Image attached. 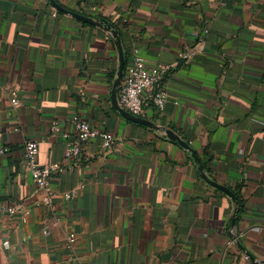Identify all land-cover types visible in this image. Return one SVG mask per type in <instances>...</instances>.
Here are the masks:
<instances>
[{
    "label": "crops",
    "instance_id": "1",
    "mask_svg": "<svg viewBox=\"0 0 264 264\" xmlns=\"http://www.w3.org/2000/svg\"><path fill=\"white\" fill-rule=\"evenodd\" d=\"M51 1L117 28L125 66L133 47L169 66L164 110L146 105L139 116L160 130L111 106L113 36ZM188 49L195 56L184 64ZM72 112L111 133L113 151L104 155L96 138L79 164H65ZM54 122L63 135L51 134ZM162 129L194 149L237 205ZM27 140L40 165L59 164L50 206H35L42 192L23 166ZM0 146L9 149L0 156V264H261L264 0H0Z\"/></svg>",
    "mask_w": 264,
    "mask_h": 264
},
{
    "label": "built area",
    "instance_id": "2",
    "mask_svg": "<svg viewBox=\"0 0 264 264\" xmlns=\"http://www.w3.org/2000/svg\"><path fill=\"white\" fill-rule=\"evenodd\" d=\"M204 33H207V30H204ZM194 56L195 52L188 49L181 53L180 58L186 64ZM169 69V66L147 61L140 55L137 47H133L130 62L124 68L117 93L119 106L135 117L143 114L146 105L155 109L157 113H161L168 102L167 92L162 81L163 76ZM10 92V103L13 106L18 105L17 92L15 90ZM67 119L72 125L74 134L65 143L63 153L65 164H71L72 166L79 164L84 158L85 147L96 138L100 141L99 146L104 155L113 151L117 139L111 133L92 127L76 112L70 113ZM50 131L52 135H63V130L57 122L51 125ZM23 148V166L30 173L34 185L42 192V197L35 206H50L53 194L50 181L59 169V164L40 165L37 162L38 143L34 140L25 141ZM8 152V147L0 146V156L7 155ZM66 198H70V194L66 195ZM43 233L47 234L46 227L43 229ZM74 240V234H69L68 247H71Z\"/></svg>",
    "mask_w": 264,
    "mask_h": 264
},
{
    "label": "water",
    "instance_id": "3",
    "mask_svg": "<svg viewBox=\"0 0 264 264\" xmlns=\"http://www.w3.org/2000/svg\"><path fill=\"white\" fill-rule=\"evenodd\" d=\"M51 3L57 11H59L63 14H67V15L73 17L74 19H77V20H79L85 24L104 29L105 31L109 32L113 36L114 44H115V47L117 49V54H118V68H117L116 76H115V79L113 81L111 93H110L111 106L114 108L115 111H117L124 119H126L129 122H132V123H135L138 125H142V126H146L150 129L160 130L161 128L158 127L157 125H155V124H153V123H151L145 119L130 115L128 112H126L124 109H122L118 104L117 93H118V89L120 86L123 71L125 68V58H124V53H123V50L121 47L120 38H119L117 30L111 24L107 23L106 21L98 20V19H92L90 17H86V16H83L81 14L68 11V10L64 9L63 7H61L60 5L54 3L53 1H51ZM162 130L169 140L178 143V145L180 147H182L184 150H186L188 153H190L193 161L198 166V171L201 173L203 179L212 187H215L219 191L226 194L237 205L235 195L227 187L219 185L218 183H216L212 180H209L208 177L203 173V165H202L199 157L197 156L196 152L194 151V149L188 143L184 142L173 131H171L169 129H162ZM237 211H238V208H236L234 215L231 219L232 220L231 221L232 226L234 225L235 216L237 214L236 213ZM237 246H238V248L241 249V251L245 254V256L247 258H249L251 261H254L253 257L248 252H246L238 242H237ZM258 263L264 264V261H259Z\"/></svg>",
    "mask_w": 264,
    "mask_h": 264
},
{
    "label": "trees",
    "instance_id": "4",
    "mask_svg": "<svg viewBox=\"0 0 264 264\" xmlns=\"http://www.w3.org/2000/svg\"><path fill=\"white\" fill-rule=\"evenodd\" d=\"M116 30H117V32H118V29L117 28H115Z\"/></svg>",
    "mask_w": 264,
    "mask_h": 264
}]
</instances>
